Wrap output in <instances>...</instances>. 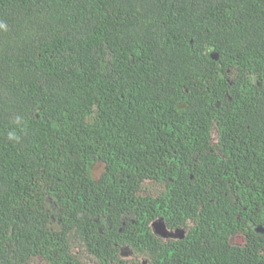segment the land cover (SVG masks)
<instances>
[{"label": "trees", "instance_id": "obj_1", "mask_svg": "<svg viewBox=\"0 0 264 264\" xmlns=\"http://www.w3.org/2000/svg\"><path fill=\"white\" fill-rule=\"evenodd\" d=\"M257 227L264 0H0V264H264Z\"/></svg>", "mask_w": 264, "mask_h": 264}, {"label": "water", "instance_id": "obj_2", "mask_svg": "<svg viewBox=\"0 0 264 264\" xmlns=\"http://www.w3.org/2000/svg\"><path fill=\"white\" fill-rule=\"evenodd\" d=\"M211 57L213 59L217 60L218 59V54L215 53V52H212L211 53ZM152 228H153V231H154L155 234L162 235V236L166 235L164 233L165 225H164L163 220H160L159 222L153 223L152 224ZM257 230L261 231V232L264 231V229L262 227L257 228ZM176 232H178L177 235H178L179 238L183 237L186 234L185 230H181V229L180 230L177 229Z\"/></svg>", "mask_w": 264, "mask_h": 264}, {"label": "rangeland", "instance_id": "obj_3", "mask_svg": "<svg viewBox=\"0 0 264 264\" xmlns=\"http://www.w3.org/2000/svg\"><path fill=\"white\" fill-rule=\"evenodd\" d=\"M213 141H214V143L217 142V137L216 136L213 138ZM102 170H103V165L102 164L96 165L94 167V176L96 178H98L99 175L101 174ZM147 184H149V182H147ZM177 233L178 232H174V231L173 232H165L166 235H164L163 237H165V238L176 237V236H178ZM161 240L163 242H165L167 239L166 240L165 239H161ZM124 252L125 251L123 250L122 253H124ZM122 256L127 258V259H131L132 258L131 254H130V256H129V254H123ZM85 262L87 264H92L90 261H88V259H86ZM143 263H145V262H143Z\"/></svg>", "mask_w": 264, "mask_h": 264}, {"label": "clouds", "instance_id": "obj_4", "mask_svg": "<svg viewBox=\"0 0 264 264\" xmlns=\"http://www.w3.org/2000/svg\"><path fill=\"white\" fill-rule=\"evenodd\" d=\"M160 220H163V219H162V218H158V219H157L156 221H154L153 223L159 222ZM163 222H164V220H163ZM153 223H152V224H153ZM152 224H151V229H152L153 234H154L155 236H158L160 239L174 240V239H176V238L178 237V236H176V237L165 238V237H163L162 235H157V234H155L154 231H153ZM164 225H165V222H164ZM257 228H259V227H257ZM257 228H255L256 231H258ZM170 231H171V232H173V231L176 232L177 230H169V229L166 227V225H165L164 233H165V232H170ZM185 232H186V231H185ZM177 239H180V238H177ZM167 240H166V241H167ZM123 254H125V252H124V253H121V256H122ZM128 254H129V256H130L131 253L128 252ZM131 256H132V254H131ZM122 257H123V256H122ZM123 258H125V257H123ZM131 259H134V258H131ZM141 262H142V260H141ZM144 262H145V261H144ZM142 263H143V262H142ZM92 264H93V263H92ZM144 264H146V262H145Z\"/></svg>", "mask_w": 264, "mask_h": 264}]
</instances>
